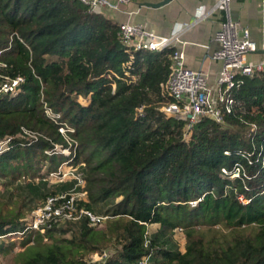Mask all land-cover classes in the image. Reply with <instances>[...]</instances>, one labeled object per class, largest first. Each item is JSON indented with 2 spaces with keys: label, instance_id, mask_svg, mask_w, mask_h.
Returning <instances> with one entry per match:
<instances>
[{
  "label": "trees",
  "instance_id": "16d2710c",
  "mask_svg": "<svg viewBox=\"0 0 264 264\" xmlns=\"http://www.w3.org/2000/svg\"><path fill=\"white\" fill-rule=\"evenodd\" d=\"M117 31L78 0H0V84L23 78L0 93V238L24 236L20 264L92 253L104 254L97 264H264V73L242 77L230 112L198 119L185 142L184 121L158 110L171 49L127 51ZM44 107L72 128L68 141ZM56 146L79 157L75 203L109 215L102 227L80 217L23 232L30 211L75 182L48 184L67 159Z\"/></svg>",
  "mask_w": 264,
  "mask_h": 264
},
{
  "label": "built area",
  "instance_id": "2783aa9c",
  "mask_svg": "<svg viewBox=\"0 0 264 264\" xmlns=\"http://www.w3.org/2000/svg\"><path fill=\"white\" fill-rule=\"evenodd\" d=\"M87 7L90 13H101L99 10L119 11L124 4L130 0H78ZM150 1V0H140ZM230 0H215L211 11L220 9L223 11V18L219 21L218 28L214 33V40L218 43V48L211 54V58L220 61L221 66L218 71L214 85V96L210 97V88L206 81V75L200 70L189 69L183 64V54L181 50L173 48L172 44L176 41L174 35L160 36L146 29L141 24L119 22L117 35L122 46L128 51H160L166 48L171 49L168 54V73L164 82L160 83V95L167 100L165 104L159 105L158 110L166 116H171L184 121V131L182 139L186 142L195 123L201 117H207L215 122H221L225 113H229L233 98L231 92L241 83L244 76H252L255 72L264 73V58L247 61L246 54L255 50V45L249 38L247 29H239L234 21L229 17L228 4ZM1 52V51H0ZM1 64V63H0ZM23 78L16 76L11 80H5L0 84V93L15 94L19 90ZM142 107H137L136 112L140 113ZM44 114L53 122L58 123V132L66 137V132H72V128L58 122L59 115L44 107ZM23 134L36 139L33 133L23 130ZM9 142L6 137L0 141V149ZM55 150L64 153L65 149L55 147ZM72 158L74 152H69ZM81 165V163H80ZM77 169V168H76ZM73 169L61 171L57 168L48 173L47 177L56 178V181L74 180L73 187L68 192H59L48 195L30 211L25 222L24 231H36L43 233L46 228L62 225L68 222H75L80 217L87 220L89 226L97 227L101 225L109 215L94 214L82 208H78L75 200L83 197V190L74 188L83 187L81 172H74ZM237 169L230 175L236 176ZM222 173H225L221 169ZM67 177V178H66ZM66 178V179H65ZM239 201L245 202L241 196ZM196 201H189L193 206ZM19 235L20 232H17ZM147 244L144 240L143 245ZM104 254L92 253L88 258L75 264H97ZM137 264H148L147 255L143 256Z\"/></svg>",
  "mask_w": 264,
  "mask_h": 264
},
{
  "label": "crops",
  "instance_id": "0c3cea01",
  "mask_svg": "<svg viewBox=\"0 0 264 264\" xmlns=\"http://www.w3.org/2000/svg\"><path fill=\"white\" fill-rule=\"evenodd\" d=\"M214 1L170 0L152 8L130 0L119 11H99L115 23H137L156 35H174L173 48L181 50L185 67L206 75L212 98L221 63L211 58V54L218 48L214 33L223 18L220 9L210 10ZM228 13L239 29L248 30L249 38L254 42L255 50L246 54V60L263 59L264 0H230Z\"/></svg>",
  "mask_w": 264,
  "mask_h": 264
},
{
  "label": "rangeland",
  "instance_id": "374dc122",
  "mask_svg": "<svg viewBox=\"0 0 264 264\" xmlns=\"http://www.w3.org/2000/svg\"><path fill=\"white\" fill-rule=\"evenodd\" d=\"M83 102V100H81ZM27 138H31V136L26 135ZM69 149L64 150V155L67 156L66 160H63L60 162L57 166V168H60L61 171H67L68 169H73L74 172H81L80 170V159L78 156H75L72 158V155L69 153ZM56 168V169H57ZM77 168V169H76ZM44 172V168L40 170V173ZM48 175V174H47ZM235 176V175H234ZM67 178V177H66ZM65 178V179H66ZM57 179L51 176L48 177V184H52L56 181ZM18 183V182H17ZM2 190L1 184H0V191ZM119 198H116L118 200ZM104 225V222L95 227L96 229L98 227H102ZM153 226L150 227L152 229ZM68 234H64L60 237H67ZM173 238L178 244V247L180 250H182V243H183V237H182V232L177 229L174 230L173 233ZM24 238L23 235H19L18 233L16 234H10L8 236L0 238V246L2 249H0V264H20L23 254L25 253V245L20 246L19 242L21 239ZM26 245H31V242H28ZM89 256H86L84 259L88 258Z\"/></svg>",
  "mask_w": 264,
  "mask_h": 264
},
{
  "label": "water",
  "instance_id": "95a60500",
  "mask_svg": "<svg viewBox=\"0 0 264 264\" xmlns=\"http://www.w3.org/2000/svg\"><path fill=\"white\" fill-rule=\"evenodd\" d=\"M168 1L170 0H152V1H143V2H140V4L155 8L163 4H166Z\"/></svg>",
  "mask_w": 264,
  "mask_h": 264
}]
</instances>
